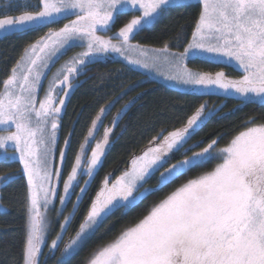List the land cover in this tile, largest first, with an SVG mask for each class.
I'll return each mask as SVG.
<instances>
[{"label": "snow or ice", "instance_id": "obj_1", "mask_svg": "<svg viewBox=\"0 0 264 264\" xmlns=\"http://www.w3.org/2000/svg\"><path fill=\"white\" fill-rule=\"evenodd\" d=\"M199 3V18L183 52L172 53L165 44L163 48L153 49L163 57H154L152 63L163 58L179 69L167 78L193 89L207 90L208 94L219 89L235 97L239 104L264 106V0H199ZM188 6H191L188 0H39L38 11L24 10L17 17L0 18V32L9 33L33 30L69 15L75 16L63 28L50 32L46 39L26 49V55L31 54L27 59L21 57L24 63L12 68L0 93V125L10 133L0 137V150H3L0 161L20 162L21 171L27 177L29 207L23 264H39L45 229L50 224V221L46 223L41 208L46 211L57 198L53 181L58 184L61 179V173L53 171L50 165L55 159L58 116L65 100L59 99L58 104L55 101L53 93L57 83L54 82L44 99L37 101L43 76L41 69L48 66L51 55L70 41H87V51L75 58L71 66H66L63 78L58 81L59 85L71 89L69 76L77 72L78 65H86L98 53L122 54L126 47H132L130 38L154 25L170 9ZM135 12L140 15H133L116 33L114 38L121 41L119 44L97 34L98 30L111 31L122 16ZM196 58L226 60L239 67L243 75L229 79L222 71L215 75L191 71L185 62ZM142 66L148 68L149 63L144 62ZM61 92L67 97L66 91L61 89ZM105 111L100 109L101 115L93 121V129ZM212 115V110L206 112V105L201 104L187 119L185 127L171 132L161 143L132 160L130 169L116 183L108 187L105 181L104 190L97 195L74 237L64 247L62 258L72 256L115 211L131 210L193 167L218 158L222 163L176 188L135 226L128 227L99 249L90 264H264V123L247 122L245 130L224 147L217 148L216 140L200 151H192L191 145L185 147ZM13 127L15 130L11 131ZM111 132L112 128L106 129L103 141L91 149L90 158L76 156L75 166L63 182V195L59 196L62 206L79 184L78 172L89 180L93 178ZM92 135L90 130L89 136ZM69 144L65 140L66 148ZM9 147L15 155H8ZM190 151L192 154L188 155ZM170 154L182 158L172 163ZM82 159L87 165L84 170H81ZM59 160L63 164L64 151L59 152ZM157 173L156 185L146 188L147 181ZM17 175L15 172L0 175V187L14 183ZM79 191L85 193L86 188L81 187ZM76 199L79 201L80 196ZM68 223L65 217L64 224ZM64 231L62 225L61 232ZM58 240L59 235L52 241V249L58 247ZM65 264L70 261L66 260Z\"/></svg>", "mask_w": 264, "mask_h": 264}, {"label": "trees", "instance_id": "obj_2", "mask_svg": "<svg viewBox=\"0 0 264 264\" xmlns=\"http://www.w3.org/2000/svg\"><path fill=\"white\" fill-rule=\"evenodd\" d=\"M188 3L191 6L170 9L154 25L136 34L135 40L153 46L167 44L174 49L184 48L191 40L201 11L199 1ZM24 10L28 9L22 10L14 5H8L0 9V18L17 17ZM132 15L133 13L122 16L113 26L114 29H120L130 21ZM62 24L63 21H59L54 26ZM49 26L51 25L28 31L0 32V93L3 81L11 75L12 68L21 59L25 49L42 36ZM190 63L206 71L217 73L227 70L241 75L240 71L223 63L203 58L190 59ZM201 104L206 105V112L211 109L213 115L185 147L201 141L202 144L197 146L201 148L214 139H217L218 144L225 143L227 139L245 129L247 122L255 120L264 123V106L259 103L239 104L235 97L176 90L145 77L117 58L90 61L80 73L79 82L70 94L65 114L60 119V141L63 139V142L65 140L70 142L67 148L64 147L66 167L72 165L77 155H81L80 147L85 144L93 121L104 106L110 105L104 117V126L92 137L90 145L85 150V158H89L96 138H99V142L103 141L106 126L112 128L115 136L105 146V154L101 157L102 165L95 173V183L105 178L110 180L117 177L128 168L132 160L147 150L151 141L184 127L187 119L195 114ZM214 165L215 162L210 161L193 167L167 187L153 192L131 210L115 211L88 237L77 252L66 260L70 261V264H88V260L95 252L118 238L122 231L138 223L155 203L167 196L184 179L211 170ZM21 170V163L16 160L0 161V175L6 172L18 174L14 183L0 188V197L4 205V210H0V264H23L21 256L26 243L29 204L26 200L27 177ZM157 174L149 179L147 184L156 185ZM88 192L87 189L82 195L83 204L73 218L74 227L82 222L87 214L96 189L94 188L93 194L91 192V199H88ZM56 255L57 253L41 264H65L66 260L59 261Z\"/></svg>", "mask_w": 264, "mask_h": 264}, {"label": "rangeland", "instance_id": "obj_3", "mask_svg": "<svg viewBox=\"0 0 264 264\" xmlns=\"http://www.w3.org/2000/svg\"><path fill=\"white\" fill-rule=\"evenodd\" d=\"M191 1H196V0H188V2H191ZM197 1H199V0H197ZM8 5H14L15 7L21 8L22 10H23V8L31 10V11H38L39 10V7H38L39 0H0V9L4 8L5 6H8ZM133 15H140V13L139 12H135V13H133ZM133 15L130 18V20L133 18ZM74 19H75L74 15H69L67 18H62V19H59L58 21L50 23L49 25H51V26H49L48 29L45 30V33L42 36H40L37 40H35L34 43L29 44L26 49H30V46L36 44L37 41H41L42 39H46L49 36L50 32L58 31L59 29L63 28V26L65 24L70 23V21L74 20ZM59 21H63V24L62 25H58V26L57 25L54 26L56 24V22H59ZM123 26H121V27H123ZM118 31H119L118 28L114 29V27H112L111 31L105 32V31L98 30L97 34L103 36L105 39L112 38V42L114 44H119L121 41H119V40L114 38ZM130 44L132 45V47H130V48L126 47L123 50L122 54L121 53H116V52H111V51L106 52V53H98V54L90 57L89 61L111 60L112 58H117V59H120L121 61H123L124 63H126L133 70L135 69V70L139 71L145 77H148L149 79H152L154 81H158L160 83H163L167 87L169 86V87L174 88L176 90L189 91V92L193 91V92L200 93V94L201 93L208 94L207 90L193 89L189 85H183V84H180L176 80L168 79L167 77L169 75L176 74V72L179 71V69L173 67L170 63L166 62L163 58H161L156 63H152V59L154 57H157V56L163 57L162 53L154 52L153 49H160V48H163L164 46H157V45L153 46V45H150V44H146V43H142L140 41H137L134 38H130ZM137 45L139 46V48L136 47ZM167 46H168L169 50L172 53L183 52V50H184V48L174 49V48H172L169 45H167ZM26 49H25V52L22 55V57H25V59H27V55L31 54L29 52L26 55ZM140 49H143V51H141ZM85 51H87V41H80V40H75L74 42L70 41L64 47L59 48V50L56 51V53L54 55H51L50 59L48 60V66L46 68L41 69V71L43 72V76H42V79H41V82H40L39 91L37 93V101L39 102V101L44 99L45 94L48 91L49 87L55 82V83H57V87L55 88V91L53 93L54 99L57 102V104H58V100L59 99H64L65 103H64V106L61 109V112H60L59 116H58V129H57V134H56V145H55V152H54L55 159H54L53 163L50 165V167H51V169L53 171H59L61 173V179H60V182L58 184L55 181H53V187L55 188V190L57 192V198L53 200L52 204L49 205V207H48V209L46 211H45V209L43 207L41 208L42 213L45 215L46 223L50 221V224L45 229L44 243L41 246V254L38 257L39 264H41L42 261H45V259L49 258L50 256L55 255L56 253H57V255H56L57 257L56 258L59 261H65L66 259L71 257L70 256V257H63L62 258V253H63L64 247L69 242V239L71 237H74L75 232L78 229V225L80 223V222L77 223L76 227H74V224L71 221V218H74L75 213H76V211L78 209V205L81 203V199L83 197L82 196L83 193H81L79 191V188L84 187V188L87 189L88 186H90L89 184L94 182V178H95V175H96L95 173L98 171V168L101 167V165H102V162H101V164L95 170L93 178L90 179V180H89V178L86 175H80L79 172H78L77 180L79 181V184L76 187L74 194H70L69 195V197L66 199L65 204L63 206L59 203V196L63 195V182L67 180L68 176L71 173L72 167L75 166V159L71 163L72 165L71 166L68 165L67 167H66L65 162H63V164H61V162L59 160V157H58L59 156V152L60 151H64L63 149L65 147V142H63L64 140L61 138L62 140L60 141L61 132H59V125H60V122H61L60 121L61 117L65 114V108L67 106V101L69 100L68 96L72 93V91H73V89L75 87V84H77L79 82V78H77V80L74 81V76L73 75H75V73H72L69 76V82L72 84L71 89H68L64 85H59L58 81L63 78V75L65 74L64 70H65L66 66H71V62L75 58L79 57L80 54L85 52ZM41 55H44V53H41ZM125 57H127V59ZM203 59L209 60L207 58H203ZM131 60H139V61H141V63L140 64H133V63H130ZM144 62H148L149 63V67L148 68H145V67L142 66V64ZM214 62L223 63V64L229 66L230 68L236 69V70L241 72V75H237V74H234L233 72L230 73L227 70H222V72H224L226 77L229 78V79H239L243 75V72H242L241 69H239V67L234 66V64L233 65L228 64L226 62V60H220V61H214ZM18 63L23 64L24 61H22L20 59L14 65V67H16ZM86 64H88V62ZM185 64L188 67V69H190L191 71L200 72V73H211V74L215 75V72H212L211 70L210 71H206L203 68L194 67L190 63V60L186 61ZM85 66L86 65H78L76 73L79 72L80 68L82 69ZM18 71H19V69H18ZM61 89H63V91H66L68 93L67 97H65L63 95V93L61 92ZM3 90L4 89H2L1 91L3 92ZM212 94H217V95H220V96L223 95L225 97H233V96H230V95H226L222 90H219V89L213 90ZM54 106H57V105H54ZM109 107H110V105H107V106L103 107L106 111L102 114L101 119L99 121H97L96 128L93 129V127L91 126L90 130L93 131V135L91 137L89 135L87 136V138L85 140V144L83 142L84 150L80 151V154H81L80 156H82L83 158H85V153H86L85 150L90 145L92 137H94V135L97 132L100 131V128L102 126H104V123H105V118L104 117H105L106 112L110 109ZM98 115H101V114L99 113ZM97 116H96L95 120L97 119ZM50 122H51V118H49L48 128H50ZM256 123L259 124L260 122H256ZM33 126H35V118H34ZM108 127H110V126H106V129H108ZM182 128H180V129H182ZM14 130L15 129L13 127L11 129V131H14ZM243 130H245V129H243ZM171 132L172 131H170L168 134H170ZM239 132H237L235 135L239 134ZM9 134H10L9 131L5 129V126L0 125V137L7 136ZM168 134H166V136ZM104 136H105V132H104L102 137L104 138ZM114 136H115V134L113 133V130H112L111 134L108 136V141H111ZM234 136L229 138V139H227L225 141V143H219V144H218L217 139H214V140L217 141L216 147L220 148V147L227 146V144L230 142V140L232 138H234ZM98 140H99V138H96L94 140V143L95 142L96 143L99 142ZM59 141H60V143H59ZM162 141H163V137L159 138V139H156L155 141H151L148 144L147 149L152 147V146H154V145H157V144L161 143ZM94 143H93L92 148L95 147ZM208 143H211V141H208L207 143H205L201 148H197V149L192 150V151H200L202 148L206 147ZM7 152H8L9 156L15 155L14 149L11 148V147H9L7 149ZM104 154H105V149H104ZM191 154H192L191 152L188 153V155H191ZM2 155H3V150H0V156H2ZM142 155L143 154H141L140 156H142ZM170 155H171V162L172 163H175L177 160L182 158L181 156L179 157L178 154H170ZM90 156H91V154H90ZM90 156H89V158H90ZM140 156H138V157H140ZM210 161H214L215 162V165L213 166V169L219 163H222V159H218V158H212V159H209V160H207L205 162H210ZM205 162H203L202 164H204ZM21 166H22V164H21ZM86 167H87V165L85 164L84 159H82L81 170L86 169ZM130 167H131V163L128 166V168H126L124 171H122L120 174H118L117 177H114V178L112 177L110 180L107 179V178L103 179L99 183V186L96 187L97 190H96V193L94 194L95 196H93L94 198L92 200V203L96 199L97 195L102 190H104V187H105L104 182L105 181H107V186L111 187L112 184L116 183V181L121 176H123L124 173L127 170L130 169ZM62 169H63V171H62ZM213 169H211V170H213ZM211 170H206L204 172H208V171H211ZM200 174H202V173H199V174L193 175V177H188V178L184 179V181L181 182V184H179V186H181L183 183H186L190 179L196 178ZM25 176H26V174H25ZM158 176H159V173L157 174V178H158ZM85 180H89V182L87 184H85L84 183ZM154 186L155 185H153L151 183L145 185V187L149 188V189L153 188ZM179 186L173 188L171 192H173ZM171 192L169 194H167V196L170 195ZM0 196H1V189H0ZM77 196H80V200L79 201H77V199H76ZM167 196L163 197L162 199L166 198ZM71 200H72V202L70 203ZM161 200H159L157 203H159ZM157 203H155V205ZM73 205H75V209H73ZM0 210H4V205H3V202H2L1 199H0ZM89 210H90V208H89ZM65 217H67L68 221H69V223L67 225L64 224V218ZM62 225H63V227L65 229L64 232H61V226ZM133 226H135V224ZM57 235L60 236V240L57 241L58 247L56 249H52L51 248V243H52L53 240L56 239ZM79 248H77V249H79ZM77 249L75 250V252L72 255H74L77 252ZM94 254L88 260L89 261L88 264H90V260L92 258H94Z\"/></svg>", "mask_w": 264, "mask_h": 264}, {"label": "flooded vegetation", "instance_id": "obj_4", "mask_svg": "<svg viewBox=\"0 0 264 264\" xmlns=\"http://www.w3.org/2000/svg\"><path fill=\"white\" fill-rule=\"evenodd\" d=\"M135 37H136V35H135ZM135 39V38H134ZM97 61H101V60H97ZM89 63V62H88ZM85 67H83L82 69L80 68V70H79V72L78 73H75V75H73L74 76V81L75 80H77V78H79V76H80V73L83 71V69H84ZM75 86H76V84H75ZM69 97H70V95L68 96V99H69ZM68 102V101H67ZM64 150V149H63ZM66 150V149H65ZM59 157V156H58ZM65 159H66V157H65ZM64 162H65V160H64ZM62 171H63V169H62ZM99 183L100 182H97L96 181V183L95 182H92V183H90L89 185L90 186H88V190H89V197H88V199H91V196H92V194H93V191H94V188L96 189V187L97 186H99ZM86 189V190H87ZM97 190V189H96ZM91 192H92V194H91ZM96 193V192H95ZM90 194H91V196H90ZM95 196V195H94ZM94 198V197H93ZM83 204V202H81L79 205H78V209H77V211H76V213L79 211V209H80V206ZM71 221L73 222V218H71Z\"/></svg>", "mask_w": 264, "mask_h": 264}, {"label": "water", "instance_id": "obj_5", "mask_svg": "<svg viewBox=\"0 0 264 264\" xmlns=\"http://www.w3.org/2000/svg\"><path fill=\"white\" fill-rule=\"evenodd\" d=\"M201 144H202L201 141H199V142H195V143H192L191 146H194V147H192V150L195 149V148H197V146H199V145H201Z\"/></svg>", "mask_w": 264, "mask_h": 264}]
</instances>
